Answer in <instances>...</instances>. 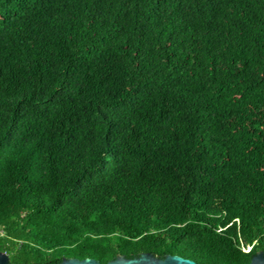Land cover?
I'll return each mask as SVG.
<instances>
[{
    "label": "trees",
    "instance_id": "16d2710c",
    "mask_svg": "<svg viewBox=\"0 0 264 264\" xmlns=\"http://www.w3.org/2000/svg\"><path fill=\"white\" fill-rule=\"evenodd\" d=\"M0 252L264 256V0H0Z\"/></svg>",
    "mask_w": 264,
    "mask_h": 264
},
{
    "label": "water",
    "instance_id": "95a60500",
    "mask_svg": "<svg viewBox=\"0 0 264 264\" xmlns=\"http://www.w3.org/2000/svg\"><path fill=\"white\" fill-rule=\"evenodd\" d=\"M0 264H9V258L6 254L0 252ZM60 264H101L93 259H63ZM106 264H196L195 262L178 256H165L159 258L151 253H142L133 259L118 256ZM249 264H264V256L261 252L256 253Z\"/></svg>",
    "mask_w": 264,
    "mask_h": 264
},
{
    "label": "built area",
    "instance_id": "2783aa9c",
    "mask_svg": "<svg viewBox=\"0 0 264 264\" xmlns=\"http://www.w3.org/2000/svg\"><path fill=\"white\" fill-rule=\"evenodd\" d=\"M249 250H250V248L248 247V248H247V249H245L244 251H245V252H248Z\"/></svg>",
    "mask_w": 264,
    "mask_h": 264
}]
</instances>
